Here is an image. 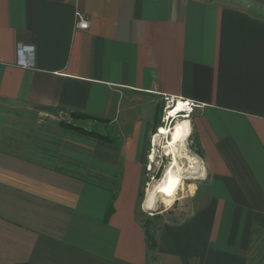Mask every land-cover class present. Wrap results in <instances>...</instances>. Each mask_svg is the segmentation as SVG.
<instances>
[{
  "label": "crops",
  "instance_id": "1",
  "mask_svg": "<svg viewBox=\"0 0 264 264\" xmlns=\"http://www.w3.org/2000/svg\"><path fill=\"white\" fill-rule=\"evenodd\" d=\"M18 47H32V64L17 63ZM161 94L197 103L189 136L205 176L148 252L137 204ZM73 112L107 139L61 145ZM17 135L61 161L5 148ZM260 234L264 11L239 0H0V264H264Z\"/></svg>",
  "mask_w": 264,
  "mask_h": 264
},
{
  "label": "rangeland",
  "instance_id": "2",
  "mask_svg": "<svg viewBox=\"0 0 264 264\" xmlns=\"http://www.w3.org/2000/svg\"><path fill=\"white\" fill-rule=\"evenodd\" d=\"M239 1L249 4L252 8H260L261 11H264V6L257 4L252 0ZM158 115V122L150 137V160L144 167L141 179V197L139 198L137 204V217L142 222L144 227H147L150 230V233L154 235V238L156 237V231L159 225L166 222H178L191 211L193 206L192 202L195 201L193 197L196 193L197 187L202 183V177L205 176V169L201 159L200 149L194 139V136L187 135L186 140L184 139V141L176 144L175 149L169 152V147L167 146H169L168 143L170 136L169 134L157 135L158 129L162 126L170 129L174 126L177 120H173L171 122L169 120L162 121V110L159 111ZM54 116H56V121L58 116ZM76 120L77 119H75L74 122H71L78 124L81 128L86 130L90 128L87 122H84L81 119ZM63 134L70 136L69 138H57V140L61 142L60 144L64 147H67L68 144L71 143V145L77 146L79 149V143L87 141L85 135H82L83 133L80 134L78 132H74L73 130H71V132H63ZM8 138L5 137V148L15 150L16 153L23 154L35 160L43 159L54 162V158H57L58 161H61L58 153L51 149L40 147L36 144H30V139L26 141L22 138V136L18 135L15 138ZM175 159L177 164L175 165L176 167L174 166L173 170L179 172L182 177L179 188L174 195L175 198L173 197L169 205H165L162 203L163 197L160 194H156L155 204L153 207L149 210L143 209L141 207V201L146 198V194L148 192L147 190L154 188L162 180L166 169L172 166ZM260 235H262L260 238L263 239V234ZM261 244L263 246V243Z\"/></svg>",
  "mask_w": 264,
  "mask_h": 264
},
{
  "label": "bare ground",
  "instance_id": "3",
  "mask_svg": "<svg viewBox=\"0 0 264 264\" xmlns=\"http://www.w3.org/2000/svg\"><path fill=\"white\" fill-rule=\"evenodd\" d=\"M189 131V121L187 119H183L181 121H177L170 129L163 126L160 127L157 135L169 134V146L167 147H169V152H171L175 149L176 144L184 141V139L186 140L187 135H189ZM176 164L177 162L175 159L172 166L166 169L162 180L154 188L147 190L148 192L146 194L145 200L147 207H153L155 204L156 194H160L163 197L162 203L165 205H169V203L172 201L182 180L179 172L173 170Z\"/></svg>",
  "mask_w": 264,
  "mask_h": 264
},
{
  "label": "built area",
  "instance_id": "4",
  "mask_svg": "<svg viewBox=\"0 0 264 264\" xmlns=\"http://www.w3.org/2000/svg\"><path fill=\"white\" fill-rule=\"evenodd\" d=\"M75 16H76L75 28L87 29L89 26V22L84 17V15L80 12H77ZM32 50H33L32 47H18L17 63L23 66L32 64L30 61L32 60L33 57ZM161 100L163 103L162 121L169 120L171 122L173 120L174 121L176 120L181 121L183 119L189 120L191 114L193 113L194 108L197 107V103H195L194 101L183 99L169 94H161Z\"/></svg>",
  "mask_w": 264,
  "mask_h": 264
},
{
  "label": "trees",
  "instance_id": "5",
  "mask_svg": "<svg viewBox=\"0 0 264 264\" xmlns=\"http://www.w3.org/2000/svg\"><path fill=\"white\" fill-rule=\"evenodd\" d=\"M70 117H72L73 119H86V118H91L87 115H84L82 113H77V112H73V113H70ZM64 127L68 130H73L74 132H78L82 135H88V136H92L94 138H97V139H101V140H106L107 137L102 135V134H99L97 132H94V131H89V130H86L84 128H81L79 125L77 124H74V123H64ZM141 197V190L139 191V198ZM111 211V208L109 206V208L107 209V214L108 212ZM145 233H146V238H147V251L148 252H152L154 250V243H155V238H154V235H152V233H150V230L145 227ZM22 264H27V263H22Z\"/></svg>",
  "mask_w": 264,
  "mask_h": 264
},
{
  "label": "water",
  "instance_id": "6",
  "mask_svg": "<svg viewBox=\"0 0 264 264\" xmlns=\"http://www.w3.org/2000/svg\"><path fill=\"white\" fill-rule=\"evenodd\" d=\"M252 1H254L255 3H257L259 5L264 6V0H252Z\"/></svg>",
  "mask_w": 264,
  "mask_h": 264
}]
</instances>
